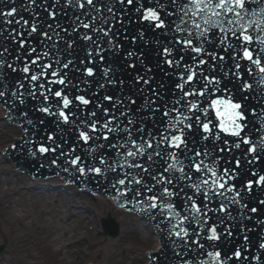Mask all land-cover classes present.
Returning <instances> with one entry per match:
<instances>
[{"label": "snow or ice", "instance_id": "6c2138e0", "mask_svg": "<svg viewBox=\"0 0 264 264\" xmlns=\"http://www.w3.org/2000/svg\"><path fill=\"white\" fill-rule=\"evenodd\" d=\"M0 2V105L26 137L54 125L23 138L28 155L140 206L173 264H251L249 224L264 232V0ZM138 44L154 45L171 87Z\"/></svg>", "mask_w": 264, "mask_h": 264}, {"label": "bare ground", "instance_id": "6f19581e", "mask_svg": "<svg viewBox=\"0 0 264 264\" xmlns=\"http://www.w3.org/2000/svg\"><path fill=\"white\" fill-rule=\"evenodd\" d=\"M2 116L0 106V144L4 148L21 128L12 126ZM49 181L62 184L56 177L32 179L28 173H18L15 162L4 159L0 152V217L8 227L9 237L5 238L10 241L7 249L5 244H0V264H42L47 260L52 264H82L77 258L94 252L106 259L90 260L92 264H121L125 260L131 264H146L150 261L147 248H157L161 240L139 217L127 213L125 207L116 206L110 195L89 196L97 197V205L112 213L120 223L110 215L102 218L107 235L116 236L120 232L103 245L99 240L100 231L91 233L87 229L90 217L83 213L75 187L67 186L65 192L26 189L27 184H48ZM120 252L125 254L120 256Z\"/></svg>", "mask_w": 264, "mask_h": 264}, {"label": "rangeland", "instance_id": "374dc122", "mask_svg": "<svg viewBox=\"0 0 264 264\" xmlns=\"http://www.w3.org/2000/svg\"><path fill=\"white\" fill-rule=\"evenodd\" d=\"M4 144H7V143L5 142ZM0 149H3L2 144H0ZM78 198L81 201L80 204H81L83 213H85V216L90 217V220L88 221V223L86 225L89 232L96 233L97 230H99L100 231L98 233L99 240H101L103 245H105L107 243V241H111L113 238L117 237V235L120 232H118V234L116 236L107 235L105 233V228H104V223L102 221V218L108 217L109 215L111 217H113L114 219H115V217L112 215V213L109 214L108 212H105L106 210L104 211L103 207L100 204L97 205V200L95 199L97 197L91 198V197L86 196V195H79ZM112 211H114L113 208H112ZM106 213H108V214H106ZM116 223L120 224L117 220H116ZM7 228L8 227L4 224L3 220L0 217V244H5L6 249L8 248V246H10V241H8L7 238H5V237H9V236H7V235H9ZM6 249H5V251H6ZM95 253L96 252L84 253V256H80L81 258L78 257L77 260L81 259L80 260L81 263L86 264V263L90 262V260H92L93 262L94 261L96 262L97 260L102 261V260L106 259V258H104L105 256L100 257V256L95 255ZM1 254L2 253H0V255ZM120 254H121L120 256H123L125 253L120 252ZM42 264H52V263L47 260L46 262H43ZM121 264H131V263H129L128 260H125V261H122Z\"/></svg>", "mask_w": 264, "mask_h": 264}, {"label": "water", "instance_id": "95a60500", "mask_svg": "<svg viewBox=\"0 0 264 264\" xmlns=\"http://www.w3.org/2000/svg\"><path fill=\"white\" fill-rule=\"evenodd\" d=\"M2 108V107H1ZM5 114V109H3L2 108V115H4ZM8 116V115H7ZM6 121H7V119L6 118H4ZM8 123H11L12 124V126H18V125H16L13 121H7ZM21 134V132L20 133H18V134H16L15 136H18V135H20ZM12 143H14L13 141H11V144ZM69 145H66V148L68 147ZM2 151V149H0V152ZM11 156H13L11 153H9ZM3 157H4V159H10V158H8V156H5V155H3ZM13 162V161H12ZM31 163V162H30ZM16 164V163H15ZM54 167V169L55 170H57V171H59V169L60 168H58V167H55V166H53ZM16 168H17V165H16ZM17 171H18V173H22V172H20L19 170H18V168H17ZM45 172H47V171H45ZM31 178H32V176H30ZM60 183H59V181H57V183L56 184H51V182L49 181L48 182V184H42V182H33V183H30V184H27L26 185V189H45V191L46 192H48V189H51V191L53 192V191H55V189H57V191H66V190H61L60 189ZM83 188L84 189H86V190H88V188H92L93 190H92V193H105V194H107L108 193V191H106L105 190V187H103V186H98V185H96L95 184V182H92V183H88L86 186H85V184L83 185ZM64 189H66V187L64 188ZM258 191V190H257ZM90 194L89 196H93L94 194ZM107 195H110V198H113V200L115 201V203H116V206H121V204H125L126 206L125 207H127V204H126V201L124 200V199H122V200H117L115 197H114V192L113 193H109V194H107ZM260 219V218H259ZM257 225L255 224V226L254 227H256ZM153 230V229H152ZM156 233V232H155ZM261 233H262V231H261ZM156 235L157 236H159V234L158 233H156ZM262 235H264V234H262ZM242 239V238H241ZM260 239V238H259ZM235 243L236 244H238V243H240V240H236L235 241ZM158 248H160V246L159 245H157V248H147V256L148 257H153V251H157V249ZM163 252V253H162ZM159 254H161L162 256H163V259L164 260H167L168 262H170L171 263V261L170 260H172V258H169V256H171L170 255V253H168V252H166V250H162V251H160L159 252ZM155 256H157V255H155ZM168 259H170V260H168ZM88 263H90V262H88ZM88 263H86V264H88ZM146 263H148V262H146ZM170 263H167V264H170Z\"/></svg>", "mask_w": 264, "mask_h": 264}]
</instances>
